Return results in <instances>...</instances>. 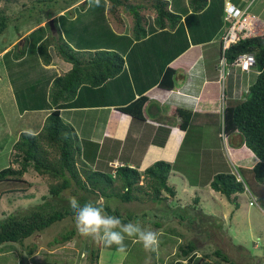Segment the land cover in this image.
Segmentation results:
<instances>
[{
    "label": "trees",
    "instance_id": "trees-1",
    "mask_svg": "<svg viewBox=\"0 0 264 264\" xmlns=\"http://www.w3.org/2000/svg\"><path fill=\"white\" fill-rule=\"evenodd\" d=\"M36 1L34 0L32 3ZM78 1L69 0L67 6L58 13L70 9ZM105 1L109 5L107 13L109 20L115 24L117 30L122 29L124 25L121 16L118 14L119 10L131 18L130 36L135 42L147 37V19L143 16L142 10L154 12L153 24L158 30L174 31L182 20L180 15L169 10V3L166 0ZM86 4V2L80 4L79 9L84 10ZM187 4L190 12L197 14L205 10L208 0H187ZM66 13L71 18L73 11L70 9ZM53 17L54 15H49L45 20ZM40 18L34 20L33 26L37 27L44 22V19L41 20ZM6 21H9L8 18L0 12V33L6 27ZM45 27L49 35L36 46V52L34 50L32 55L38 56L43 66H49L51 56L48 49L52 47L57 57L71 65V69L67 73L55 77L51 82L48 92V101L51 106L56 107L59 104L73 101L82 85L98 88L122 72L125 61L120 54L106 50H74L63 38L56 18L53 19V29L47 23ZM37 41L31 42V39L26 37L20 40L14 45L13 59L15 61L23 59L28 53L30 42L32 46L33 44L36 45ZM247 53L254 55L256 68L260 74L249 87L248 95L244 101L233 100L224 103L223 116L226 134L229 137L237 136V146L243 145L249 149L258 159V163L250 172L241 169V174L238 175L240 182L234 174L216 175L210 183V188L229 201L231 196L243 194L247 188L256 198V204L264 212V35L241 40L236 45L231 46L226 51L225 56L227 61L231 63L237 56ZM176 74V69L167 67L158 87L172 90L174 88L173 77ZM179 75L180 79L183 80V74ZM147 101V97L141 96L130 104L118 108V110L131 117L141 118L144 104ZM179 113L181 127L186 129L190 123L191 113L184 110H179ZM13 148L17 153L14 163L18 164L19 167L17 169L12 167L2 169L0 171V183L22 182L23 175L29 169L34 170L39 176H46L50 180L56 181L54 185L49 186L47 197L42 196L41 199L44 200L45 208L41 211L32 207L27 212H19L0 221V246L7 243L20 244L21 248L18 249L23 257L22 264H28L26 260L35 254L37 248L36 245L32 244L25 246V240L44 232L54 223L75 216L74 211L69 206V199L64 196V192L69 190L70 194L75 196L81 205L99 201L103 204L104 211L108 215L120 217L123 223H128L135 218L141 222V226L157 232L158 237L169 235L175 240H180L176 244L175 254L169 258L167 264L187 259H191L190 264H201V260H204L202 264H237L229 260L219 248L210 254H203L202 257H192L197 252L195 243L189 240L190 235L195 233L194 229L198 227L197 221L194 219L202 221V218L208 216L197 207V199L193 200V206L189 205L188 207L192 212L189 216L186 212L175 213V209L171 213L172 217L168 216L169 206L168 203L166 205L165 203L169 198L176 196L174 188L167 184L171 171L169 163L158 161L146 168L143 173H139L135 168L122 166L115 169L114 178L101 172L90 171L81 160L83 149L74 130L60 118L58 109L53 110L46 117L38 134L21 132ZM48 149L57 152L56 157L52 160ZM248 173L250 175H247ZM144 201L159 207L147 212L125 214L124 205L134 202L143 204ZM231 201L234 203L235 198H232ZM170 219H173V222L169 223L171 227L166 225ZM174 223L181 228L172 227ZM208 227L211 228L212 226ZM179 229L183 230L180 231ZM184 229L191 234H185ZM210 232L208 233L209 236L201 238L203 242L212 238L214 234L211 230ZM195 234L198 235V233ZM75 235V230H69L60 236L58 235L51 245L73 241ZM100 250L101 246L98 242L97 247L95 244L89 246L87 251L89 264H98ZM148 255L149 264H156V252L148 251ZM211 257L215 258L213 263L205 261Z\"/></svg>",
    "mask_w": 264,
    "mask_h": 264
},
{
    "label": "rangeland",
    "instance_id": "rangeland-1",
    "mask_svg": "<svg viewBox=\"0 0 264 264\" xmlns=\"http://www.w3.org/2000/svg\"><path fill=\"white\" fill-rule=\"evenodd\" d=\"M32 1L34 0H0V12H2L9 20L6 21L4 31L0 33V53L7 48L4 53L0 55V168L4 165H8L15 169L19 167L18 164H14L17 153L13 147L11 148L12 140L17 131L21 129L25 132L35 130V126L26 127L25 129L26 125L21 121L23 105L25 104L23 101L22 104L19 105L22 96L25 94L27 96L29 92L31 97L36 91V85H38V89L41 90L38 96L41 97L42 93L45 97L46 85L51 77L55 75L54 73L51 74L47 71L46 66L41 64L38 56L32 55L34 50L36 52V46L49 35L46 32L45 27V24L49 20H46V22L41 23L37 27L33 26V22L40 17L41 20L44 19L45 21L46 17L49 15H54L56 18L57 13L67 6L69 0H37L33 3ZM254 2L255 1L249 6V13L255 15L264 26V1L261 2V0H258L255 3ZM101 4L102 6L99 8L94 6L90 7L88 0V3L86 4L88 6H85L84 14L87 13L89 15H82L83 17H80L79 20H81V26H85L90 19V14L94 13V11H97L95 20L98 19L95 24L101 25L103 23L101 20V12L102 10H105V12L108 13L109 5L105 0H101ZM75 9L77 14L81 13V11L78 10V4L75 6ZM118 12L123 22L132 26L131 18L126 13L123 14L122 10H119ZM67 14L68 13H64L65 17L69 19ZM142 14L146 19L152 17L151 20H153L155 16L154 12L151 10H142ZM105 18L112 27L116 28L115 24L109 20V16H105ZM30 21H32V23H30ZM224 23L225 31L227 29V23ZM96 25H90V29L96 27ZM102 27L104 28L103 25ZM73 30L74 34L82 39H86L85 33H90L80 28L75 29V27H73ZM87 30H89V28H87ZM128 30L129 28H127V32ZM118 31L122 33L125 29ZM25 37L30 38L31 42L37 41L39 37L40 39L37 41L36 45L33 44L31 46L30 42V48L28 50L29 55L26 57V60L24 59L23 62L22 60L16 62L12 57L14 55V45ZM101 37L102 36H99L98 43L104 41L101 40ZM92 38H94V36L88 37L87 42ZM118 40H121V45L125 46L123 43L125 42L123 34L119 37L117 36L114 43ZM212 42L211 45L205 47L204 51L201 52V50H197V52H200L207 65L212 64L213 67L219 60V52L217 40L213 38ZM48 52L51 54V57H57V55H53L54 50H52V47H49ZM225 69H227V67H225ZM242 75L247 78L249 77V75ZM238 77L239 74L236 75L235 78ZM220 82L222 94L224 91L223 88L224 86L226 87V84L221 81V78ZM36 97L37 95L35 96V99ZM218 100L220 101V99ZM44 102V98H42L41 103ZM199 118L200 116H198L197 119L195 118L190 124L188 135L181 147L180 155L174 165L175 167L172 168V170L178 169L185 174L183 176H186V178L188 177L187 180L185 181L186 178L183 179L181 176L169 177V184L171 187L175 188L176 196L175 198H169L168 204L165 203V205L167 204L169 206L168 216H171L174 209L175 213L179 211L181 213L186 212L189 216L192 212H190L191 210L188 207L189 205L193 206V200L197 199V207L208 217L202 218V221L200 219H194L197 221L196 224L198 225L194 230L198 235L194 232L191 234L188 230L184 229L185 234H191L189 240L195 243L197 249L196 254H198L197 256L202 257L203 254H210L215 249L219 248L225 255H227L229 260L234 261L237 264H264V214L260 212L258 205H249V197L251 194L248 195V193H250L248 189L245 190L243 194L231 196V199L235 198V202L233 203L231 199L229 201L219 193L211 191L209 186V180H212L214 176L218 174L231 173L237 177L239 182L241 181L240 176L238 175L243 168L240 167L241 165L239 164H233V162L230 163L228 161L229 158L232 159L231 151L229 150V142L228 140L223 141L218 135L221 133V117L219 121L216 122V125L208 124L207 122L200 123L198 122ZM146 128L149 130L147 131L149 133L154 130L153 127H149L148 125H146ZM144 129L145 127L143 126V131ZM88 130H90V128H88ZM133 131L134 130L130 131V135H133ZM12 133L14 134L12 135ZM85 133L87 134L86 131ZM85 133L82 134L84 137H86ZM147 134L148 133H145L146 136ZM100 135L101 133H97L96 138H99ZM237 139L238 138H234V140ZM109 144L110 140L107 138L105 146H108ZM132 144V148L128 149L129 142H127L123 154H132V156H135L134 152L136 151L138 155H142L145 145L136 140H133ZM118 146V142L111 145L114 149H117ZM174 146L175 143L173 141V144L166 152H173V149L171 148ZM48 151L51 160L56 157V151H51L50 149H48ZM156 151L157 150L154 151L151 149V151L147 153L148 160L155 155ZM226 153H228V159ZM115 155L116 154H114V156ZM2 164L3 166H1ZM2 169H0V171ZM87 169L104 174L109 171V168L107 167L96 169L89 165H87ZM27 173L28 174L23 176V181L18 182V184L11 182L0 183V221L10 215L19 212H27V210L32 207H36V209H39L40 211L45 208V203H43L44 200L41 198L42 196L47 197L49 186L54 185L56 181L50 180L46 176H39L32 169H29ZM247 175L250 174L248 173ZM64 196L66 198L72 196L70 190L64 192ZM121 206L123 205L121 204ZM157 207L159 206L144 201L143 204L141 202H134L124 205L123 210L125 211V214L139 213L140 211V213H142L143 211L147 212L149 210H155ZM199 214L200 213L198 212V215ZM209 219L210 221H208ZM132 221L139 220L133 218ZM170 222L172 223L173 219H170L166 225L171 227L169 224ZM207 225L212 227L209 228ZM172 227L181 228L177 226L176 223H174ZM144 228L147 229V227ZM207 228L210 229L214 235L211 239H206L203 242L201 238H205L209 236L208 233H211ZM72 229L76 232L73 241L64 244L51 245L58 235L60 236L62 233ZM179 230L182 231L183 229ZM158 239L159 247L156 252V260H158L159 264H167L169 261L167 256L170 253L173 254L175 252L177 248L176 244H178L180 240L172 239L173 241H170L171 239L164 235H160ZM30 244L36 245L37 248L35 254L26 260V263L28 264H89L87 254L88 248L94 244L95 247H97L96 241L91 238L82 237L78 233L75 227L74 217H68L60 222L54 223L44 232L35 234L29 240L24 241L25 246H29ZM125 244L127 246L131 245V239L126 238ZM100 246L102 248L98 264H114L109 261L110 259H112V262L116 260L115 258L119 256L117 251L109 252L108 247H105L101 243ZM139 246H141V243L140 245H136L133 249H137ZM18 248H21L20 244L7 243L1 245L0 256L3 255V257H0V264H22L23 257ZM140 248V251L145 250L143 247ZM145 253L146 260L144 263L149 264L148 251H145ZM137 254L136 250L131 253L128 258L130 264H140L141 257H137ZM107 257L110 259H107ZM213 258L214 257L208 258L209 260L206 259L205 261L213 263V260H215V258ZM203 261L204 260H201V264Z\"/></svg>",
    "mask_w": 264,
    "mask_h": 264
},
{
    "label": "crops",
    "instance_id": "crops-1",
    "mask_svg": "<svg viewBox=\"0 0 264 264\" xmlns=\"http://www.w3.org/2000/svg\"><path fill=\"white\" fill-rule=\"evenodd\" d=\"M166 1L169 3V10L182 17L177 28L174 31L158 30L153 26L152 17L147 18V37L138 42L133 41L130 36L131 25L125 22L122 29H125L124 32L126 34L124 32L120 33L106 20L105 16L107 17L108 14L105 10L101 12V20L103 21L101 25L95 24L98 20H95L97 11L90 14V19L85 26L80 25V17L89 15L87 13L84 14L86 7L82 11L78 9L81 11L80 14H77L75 12L76 9L73 8L72 16L69 19L65 17L64 13L57 15L58 28L63 38L74 50L114 51L124 58L125 64L122 72L117 77L107 80L102 86L91 88L87 85H82L73 101L53 107L48 101L51 82L55 77L67 73L71 69V65L58 57L53 58L52 56L51 64L46 66V68L48 72L55 75L51 77L46 85L45 97L42 93L41 97L38 96L41 90L36 85L34 94L30 97L28 92L27 96L26 94L22 96V100L19 103L21 105L23 101L25 102L21 114V121L26 125L25 129L26 127L35 126V130L31 132L27 130L28 133L38 134L46 117L53 110L58 109L60 118L74 130L80 142V146L83 149L81 160L86 166L89 165L96 169L107 167L109 171L106 174L112 177L115 169L122 166L135 168L139 173H143L153 163L163 161L171 165L169 177L181 176L185 179L186 176H183L185 174L178 169L172 170V168L175 167L174 165L180 155L190 124L195 118L197 119L200 116L198 122L216 125V122L220 119L219 106L221 108L222 96L225 97L226 103L233 100L237 101L241 97L242 90L244 91L246 86L253 84L257 78L255 70L254 73L249 74L248 78L241 75L238 71H234L233 75L224 80L226 87L224 86V91L221 94L218 62L213 67L212 64L207 65L197 50L204 51L206 46L213 43V38L217 40L218 44L219 37L225 28L224 5L227 1L238 7L245 8L251 0H208L205 10L197 14L190 12L187 0ZM263 1L261 0V2ZM90 25H96V27L90 29ZM73 27L90 33L84 32L86 39L83 36L84 39H82L74 34ZM127 28H129L128 32ZM121 34L124 35L125 42L123 43L125 46L121 45V40L114 43L117 36L119 37ZM259 35H264V29ZM90 36H94V38L87 42V38ZM99 36H102L101 40H104L101 43H98ZM28 55L26 53L25 57L21 59L22 62L24 59L26 60ZM167 67L177 70L176 76L173 77L174 88L172 90L158 87V83ZM179 74H183V80L180 79ZM238 74L239 77L235 78ZM141 96L148 98V101L144 104L141 118L131 117L118 110V108L130 104ZM42 98H44V103H41ZM179 110L191 113L190 123L186 129L181 127ZM146 125L153 127L154 130L151 133L147 132L149 130ZM143 126L145 127L144 131ZM131 130H134L133 135H130ZM21 132L25 131L22 129L17 131L12 140L11 148L17 142ZM83 133L86 134V137L82 135ZM97 133H101L99 138H96ZM145 133H148L147 136ZM107 138H109L110 144L105 146ZM234 138H237V136H228L229 150L232 156V159H230L228 153H226L227 159L229 158L228 161L241 165L240 167L243 170L252 169L258 163V159L245 146L238 147V142L236 143L238 139L234 140ZM133 140L145 145L142 155H138L136 151L134 152L135 156L123 154L127 142H129L127 148H132ZM173 141L175 143V146L171 148L173 152L167 153L166 151L173 144ZM115 142L119 144L117 149L111 147ZM151 149L157 151L148 160L147 153ZM114 154L116 155L114 156ZM6 167L8 165H4L0 169ZM26 174L28 173L24 175ZM169 177L167 184L170 186ZM211 181L210 179L209 186ZM11 183L18 184V182ZM211 191L213 190L211 189ZM258 209L264 214L260 208ZM165 236L171 239L170 241L174 239V237ZM131 241L130 248L127 246L126 255L119 253L115 245L108 247L109 252L117 251L119 255L114 262L107 257V259H110L109 262L130 264L128 258L136 250L138 253L136 256L141 257L140 264H145V250L140 251V247H143L142 244L139 248L133 249L140 243H137L135 239H131ZM196 253L192 255L193 258L200 257ZM174 254L175 252L173 254L170 253L167 259ZM0 257H3V255ZM156 261V264H159L158 260ZM190 262L191 259H187L184 261L178 260L172 264H190Z\"/></svg>",
    "mask_w": 264,
    "mask_h": 264
},
{
    "label": "clouds",
    "instance_id": "clouds-1",
    "mask_svg": "<svg viewBox=\"0 0 264 264\" xmlns=\"http://www.w3.org/2000/svg\"><path fill=\"white\" fill-rule=\"evenodd\" d=\"M84 2L87 3L88 0H79L72 7L75 8V6L77 4L79 6L80 4H83ZM89 6L90 7L94 6L96 8L101 7L102 6L101 0H89ZM72 7L70 9H73ZM61 13H66V11L57 13V15H59ZM53 19H55V17L49 19V21L53 20ZM49 21L47 22V24L49 23ZM44 22H46V20ZM260 36H263V35H260ZM218 44H219V41H218ZM6 49H4L0 53V55H2ZM247 54H251V53H247ZM251 55H253V54H251ZM219 59H220V45H219ZM226 61H227V59H226ZM227 63L230 64L228 61H227ZM217 65H218V72H220V78H221L222 75H221V70L219 68V60H218ZM255 68H256V59H255ZM255 68H253V69L256 70L257 68L256 69ZM234 71H238V70H232L229 76L224 77V80L226 78L230 77L231 75H233ZM257 71H259V70L257 69ZM258 76L259 75H257V77ZM222 82H224V81H222ZM248 91H249V89H248ZM247 95H248V93L245 94L244 91L242 90L241 97H239V99L237 101H244L245 98L247 97ZM224 103H225V101H224ZM220 105H221V103H220ZM220 117H221V108H220ZM221 122H222V118H221ZM223 122H224V116H223ZM224 129H225V126H224ZM226 140H228L227 134H226ZM8 167H10V166H8ZM8 167H6V168H8ZM13 169H15V168H13ZM114 177H115V173L112 174V178H114ZM22 181H23V177H22ZM245 190H247V188H245ZM68 199H69V206L71 207V209L75 213V216H74L75 227H76L78 233L82 237L91 238L94 241L103 244L105 247H111V246L115 245L117 248V251L121 254H124V255L127 254V245L125 244L126 238L135 239L136 242L141 243L143 248L145 249V251H149V252H157L158 251L159 239H158L157 232L142 227L141 222L129 221L128 223H123L120 217L114 216V215H108L104 211L103 204L100 203L99 201L96 203L88 202V203L81 205L75 196H69ZM30 264H33V263H30Z\"/></svg>",
    "mask_w": 264,
    "mask_h": 264
},
{
    "label": "built area",
    "instance_id": "built-area-1",
    "mask_svg": "<svg viewBox=\"0 0 264 264\" xmlns=\"http://www.w3.org/2000/svg\"><path fill=\"white\" fill-rule=\"evenodd\" d=\"M254 0H251L245 8H240L231 2L227 1L224 5V21L227 23V29L219 38L220 59L219 68L221 70V80L224 81L225 76H229L232 70H238L241 75H249L254 73L255 58L251 54H242L237 56L230 64L226 61V51L243 39L260 36L264 26L260 23L257 17L249 13V6ZM260 31V32H259ZM227 67V69H225ZM259 71L255 70V74L259 75ZM250 85L246 86L244 93H248ZM225 97L221 98V133L219 137L225 141L226 133L224 129L223 114H224ZM250 193H248L249 195ZM249 205L256 204V198L253 195L249 197Z\"/></svg>",
    "mask_w": 264,
    "mask_h": 264
},
{
    "label": "water",
    "instance_id": "water-1",
    "mask_svg": "<svg viewBox=\"0 0 264 264\" xmlns=\"http://www.w3.org/2000/svg\"><path fill=\"white\" fill-rule=\"evenodd\" d=\"M48 25H50L51 29H53V20H50Z\"/></svg>",
    "mask_w": 264,
    "mask_h": 264
}]
</instances>
